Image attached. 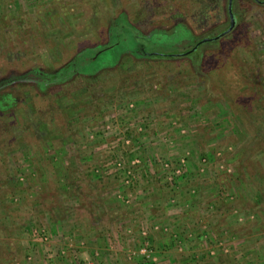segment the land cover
<instances>
[{
	"label": "rangeland",
	"instance_id": "374dc122",
	"mask_svg": "<svg viewBox=\"0 0 264 264\" xmlns=\"http://www.w3.org/2000/svg\"><path fill=\"white\" fill-rule=\"evenodd\" d=\"M236 8L0 0V264H264V0Z\"/></svg>",
	"mask_w": 264,
	"mask_h": 264
},
{
	"label": "trees",
	"instance_id": "16d2710c",
	"mask_svg": "<svg viewBox=\"0 0 264 264\" xmlns=\"http://www.w3.org/2000/svg\"><path fill=\"white\" fill-rule=\"evenodd\" d=\"M227 5H229V1L228 0H227ZM121 23H122L121 26L126 27V28L129 27L131 29V26L126 25L123 21ZM229 23H230V21H229ZM234 26H235V23L233 24V26L229 24V26L226 28V30L223 31L221 34H224V33L227 34V33H229L233 29ZM117 31L119 32V29ZM130 38H131V41H132L131 44H130V46H131V48L133 50H135L136 47H137V50L140 51V52H142V53H148L149 52V53H152L153 55H158V56H160V55L161 56H166V55L167 56L168 55L170 56V55H173V53H169V54L167 53V54H165V53H162V52H155L154 51V47H152V46L156 45V43H157L156 38L157 37H155V36H151V37L142 36L136 30V28H132L131 29ZM124 39H125V34L123 35L122 32H121L119 38L117 39V44H111V45L103 46L99 50V53L100 52H104V51H106L108 49H111V47L118 45V43H122L124 41ZM201 39L202 40H206V42L202 41L204 43H209V42L212 41L211 38H209L208 36L204 37V39L203 38H201ZM215 39H216V37L214 38V40ZM158 43H162V42H158ZM151 50H152V52H150ZM76 64H77V62L74 61L70 65L75 66Z\"/></svg>",
	"mask_w": 264,
	"mask_h": 264
},
{
	"label": "flooded vegetation",
	"instance_id": "af4514ba",
	"mask_svg": "<svg viewBox=\"0 0 264 264\" xmlns=\"http://www.w3.org/2000/svg\"><path fill=\"white\" fill-rule=\"evenodd\" d=\"M229 1V5H227V16H228V20L230 21V25L232 23V19H233V22L236 23L238 20H239V17H240V14L238 13V10H237V0H228ZM256 1H259V0H256ZM232 23V24H234ZM217 37V36H215ZM215 37H209L211 38V40H214ZM204 39V38H203ZM206 42V40H198L196 42V44L192 47V49L188 50L189 52H194V51H198L201 49V46L204 44V42ZM202 42V43H201Z\"/></svg>",
	"mask_w": 264,
	"mask_h": 264
},
{
	"label": "water",
	"instance_id": "95a60500",
	"mask_svg": "<svg viewBox=\"0 0 264 264\" xmlns=\"http://www.w3.org/2000/svg\"><path fill=\"white\" fill-rule=\"evenodd\" d=\"M232 23H234V22H233V19H232ZM232 23H231V25L233 26V24H232ZM222 35H223V34H222Z\"/></svg>",
	"mask_w": 264,
	"mask_h": 264
}]
</instances>
